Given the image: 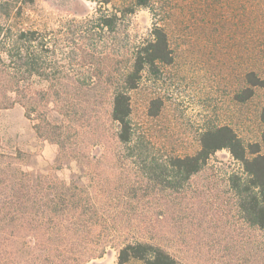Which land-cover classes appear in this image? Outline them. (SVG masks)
Masks as SVG:
<instances>
[{
  "label": "rangeland",
  "instance_id": "obj_1",
  "mask_svg": "<svg viewBox=\"0 0 264 264\" xmlns=\"http://www.w3.org/2000/svg\"><path fill=\"white\" fill-rule=\"evenodd\" d=\"M103 1L9 0L11 18L0 23L47 37L56 52L47 53L46 68L54 70L55 65L61 80L33 76L22 83L45 96H39L29 118L19 104L0 112V154L19 151L21 169L36 180L53 176L70 183L78 176L82 185H88L91 204L102 207L99 225L101 221L104 229L99 233L90 224L78 229L82 249L102 251L84 264H116L117 248L132 240L161 245L177 264H264V235L240 218L229 176L241 173V167L226 150L217 152L203 171L174 188H167L166 179L173 175L168 169L157 176L159 182L148 174L160 172L151 166L154 163L163 166L172 156L194 154L207 128L227 125L244 144L260 142L264 88L255 89L245 102L235 99L245 88L243 77L250 64L245 29L252 23L246 16L252 0H147L143 6L136 5V0H111L109 5ZM127 6L134 11L125 20L131 43L142 42L158 23L168 33L173 61L159 65L154 74L144 73L138 88L130 92V120L139 150L118 147L108 151L106 144L116 130L108 119L109 94L105 92L99 100L88 94L92 87H107L93 77L96 72L106 75L108 60L97 52L81 63L73 51L81 45L82 25L99 8ZM217 26L231 32L219 38L213 31ZM85 47L92 53V41ZM112 54L113 72L118 73L125 56L123 52ZM58 87L83 91L68 96L58 93L59 109L69 112L66 119L58 115L52 100L41 109L54 99ZM153 101L160 105L156 116L149 114ZM37 112L61 123L63 152L68 155H62L56 143L35 134ZM74 155L81 157L80 163ZM20 246L25 248V244ZM11 260L3 255L0 264Z\"/></svg>",
  "mask_w": 264,
  "mask_h": 264
},
{
  "label": "trees",
  "instance_id": "obj_2",
  "mask_svg": "<svg viewBox=\"0 0 264 264\" xmlns=\"http://www.w3.org/2000/svg\"><path fill=\"white\" fill-rule=\"evenodd\" d=\"M110 3L111 0L102 2L105 5ZM147 4V0H136L138 6ZM11 11L9 0L0 1V20L8 21ZM247 12V18L252 20L245 29L249 38L250 64L243 77L245 88L235 95L236 101L241 103L252 98L255 89L264 88V0H254V3L252 0ZM132 13L133 9L128 6L103 11L99 8L82 25L83 30L79 34L81 45L73 51L81 63L94 57L97 52L108 60L105 63L109 67L106 75L96 72L93 77L98 85L107 87H92L88 93L94 100H99L105 92L109 94L108 119L116 130L106 144L108 151L118 147L139 150L140 144L135 138L130 120V92L138 88L144 73L154 74L159 65H169L173 61L168 33L158 23L152 25L147 38L142 42L131 43L125 20ZM213 31L215 36L221 38L231 29L217 26ZM86 40L92 41V53L85 47ZM49 52L55 54L56 49L40 32L32 29L12 30L11 26L0 23V112L19 104L29 118L39 104V96L43 99L45 93L32 90L22 83L33 76L43 80H61L56 74L55 65L54 70L46 68L45 57ZM112 52H123L125 56L122 69H117L118 73L113 72V63L110 62ZM48 70L53 71H50L51 76L47 74ZM58 89L53 91L54 99L47 100L41 109H46L52 100L58 115L66 119L69 112L68 109H59L58 93L68 96L71 93L83 94V91L80 87ZM159 106L158 101L151 103L150 116L158 114ZM41 112H37L34 117L35 134L56 143L62 155H68L63 152L61 123L48 119ZM259 121L263 127L260 142L244 144L227 125L207 128L200 134L199 147L194 154L172 156L163 166L152 164L160 172L156 174L150 171L149 179L161 181L157 176L168 169L173 175L170 180L165 178L167 186H170L167 188H174L172 186L180 185L203 171L217 152L226 150L241 167V173L229 176V185L237 198L240 218L251 230L264 235V155L261 153V146H264V104L259 113ZM21 157L19 151L14 155L0 154V233L3 236L0 240V257L4 255L17 264H84L88 259L102 254V251L86 250L78 245L81 239L77 234L79 228L90 224L97 226L99 233L104 229L101 221L99 225L102 207L91 204L93 200L88 185H82L78 176L72 177L70 183L53 176H39L36 180L31 173L21 169ZM72 158L78 163L81 161L77 155ZM93 171L100 176L99 171ZM146 182L150 183L148 180ZM99 192L97 190V194ZM24 244L25 248H22L20 245ZM13 260L9 263L14 264ZM131 261L177 264L174 256L159 244L123 241L117 248L116 264H128Z\"/></svg>",
  "mask_w": 264,
  "mask_h": 264
}]
</instances>
